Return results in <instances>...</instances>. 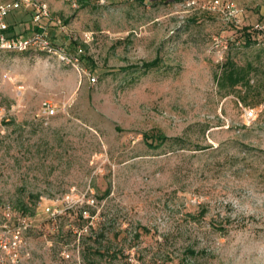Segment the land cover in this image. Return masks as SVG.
I'll list each match as a JSON object with an SVG mask.
<instances>
[{"label":"rangeland","instance_id":"obj_1","mask_svg":"<svg viewBox=\"0 0 264 264\" xmlns=\"http://www.w3.org/2000/svg\"><path fill=\"white\" fill-rule=\"evenodd\" d=\"M46 1L65 25L53 21L50 34L77 64L37 50L0 52V102L22 103L0 137V202L16 211L28 203L34 220L19 264H264V33L251 44L243 34L264 22V0H233L241 10L233 19L207 8L210 0ZM28 11L8 20L29 19ZM228 58L246 68L249 84L220 85ZM47 99L59 111L45 118ZM244 108L258 111L251 123ZM155 128L207 149L153 150L143 134ZM67 193L71 202L95 198L104 245L88 237L91 222L81 227L86 201L57 230L37 214L42 197ZM140 224L149 232L137 236ZM93 246L117 256L92 254Z\"/></svg>","mask_w":264,"mask_h":264},{"label":"built area","instance_id":"obj_2","mask_svg":"<svg viewBox=\"0 0 264 264\" xmlns=\"http://www.w3.org/2000/svg\"><path fill=\"white\" fill-rule=\"evenodd\" d=\"M73 7H78L80 0H67ZM207 8L221 12L228 18L233 19L240 13L238 5L233 0H210ZM31 11L33 23L36 28L31 32H12L10 30V22L8 17L18 11ZM59 25V28L65 31V25L60 19L53 16L50 4L46 0H0V52H24L37 50L45 52L50 56H55L66 63L77 64L78 57L70 51L67 44L58 42L50 34L49 25L52 22ZM254 28L264 31V22L254 24ZM85 42L93 39V32L85 31L83 33ZM224 46V44L221 42ZM11 81H17L8 77ZM92 81H96L97 77L90 76ZM1 85V81H0ZM19 86L17 91L18 98L21 97L23 90ZM22 107L21 101L12 104H4L0 102V137L5 135L9 124L17 116ZM59 106L52 100L43 101L39 116L51 117L58 113ZM256 108H244L243 118L246 123H251L257 117ZM86 196V195H85ZM82 197L80 200L73 201V196L67 193L61 201L58 199H47L42 197L36 206V212L47 214L50 218L53 229H58V219L66 212L74 209L79 203L86 201L88 204H94V197ZM84 217H89L88 210H84ZM0 264H19L24 258L30 255L27 250V234L34 226L32 215L28 212L16 211L11 203L0 202ZM87 229V228H86ZM66 257L69 254H64Z\"/></svg>","mask_w":264,"mask_h":264},{"label":"trees","instance_id":"obj_3","mask_svg":"<svg viewBox=\"0 0 264 264\" xmlns=\"http://www.w3.org/2000/svg\"><path fill=\"white\" fill-rule=\"evenodd\" d=\"M94 1H99V0H94ZM140 2H145V0H139ZM31 12V11H28ZM31 23V26H29L28 28H24L25 24ZM21 24L23 26V29H21ZM36 28V25L33 23L32 20V16L29 19H22L20 20L19 17H15L14 20L10 23V30L12 32H22V33H28V31L33 30ZM253 28V29H252ZM264 31L263 30H258L255 29L254 26L251 27V25L249 26H245L244 28V36L246 38V42L248 44L251 43H255L256 42V36L263 34ZM157 63V59L151 61V62H147L144 65L148 67V69L152 66L155 65ZM249 64V68H250ZM252 68V66H251ZM219 83L222 87H230V88H234L236 85H238L239 83H246L249 84V79L247 77V70L246 68L239 66L234 60H232L231 58H228L227 61L225 62V64L223 65V69H222V73L220 75L219 78ZM242 101H244L245 103H247V99L245 95L241 96ZM144 141L146 142V144L153 150H157L159 149L161 146L165 145L166 143H172L173 144H177L178 147L176 148H172L170 151H174L175 149H184L187 151H194L192 152L193 155L195 153H199L197 151H205V149H207V146H202L200 144H195L193 146L192 143H190L187 139L185 138H175V137H169L167 136L160 128H155L149 131L144 132ZM174 147V146H172ZM227 161H233L232 157H228ZM110 193V189L106 190L105 193L100 196V198L105 197V195ZM33 197H38V196H33ZM95 204V202H94ZM94 204H86L84 207L80 208V211L78 213V217L79 219L82 221L81 223V227L82 229H84V226L86 224H89L90 222L92 223L86 230V233L91 232L90 234H88V237L91 238L95 243L99 244L98 246H102L104 245L102 243L103 239L107 237V229L104 227V222H93V216L95 215L96 211L94 209H91V206ZM19 208L21 209L20 211L22 212H28L31 208V206L28 205V203L26 202H20ZM89 210V217H84V210ZM205 209L203 208L201 210V213L203 215H205ZM97 225V226H96ZM213 226L219 227L220 229L224 228V224H218V222H213ZM95 229V230H94ZM100 229V232H98V230ZM148 228L142 224L139 225V230H138V235H141L142 233H147ZM102 240V241H101ZM94 244V245H97ZM107 247V246H105ZM89 252L92 254L95 253H100L102 255H111V256H117V252L115 250H112L111 248H107L106 251H101L97 248L93 247H88ZM187 251L190 254H195V250L191 247L187 248Z\"/></svg>","mask_w":264,"mask_h":264},{"label":"crops","instance_id":"obj_4","mask_svg":"<svg viewBox=\"0 0 264 264\" xmlns=\"http://www.w3.org/2000/svg\"><path fill=\"white\" fill-rule=\"evenodd\" d=\"M23 12H25V10H21V11H18V12H16V13H19V15L22 16ZM15 17H16V16H15ZM15 17H14V18H15ZM14 18H13L12 20H10L9 22L11 23V22L14 20ZM22 19H23V18H22ZM20 20H21V19H20ZM21 27H23L22 24H21Z\"/></svg>","mask_w":264,"mask_h":264}]
</instances>
